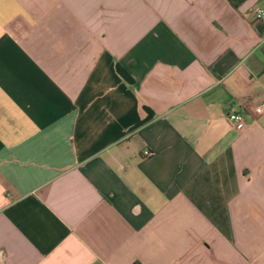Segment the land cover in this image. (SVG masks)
<instances>
[{
	"label": "crops",
	"instance_id": "0c3cea01",
	"mask_svg": "<svg viewBox=\"0 0 264 264\" xmlns=\"http://www.w3.org/2000/svg\"><path fill=\"white\" fill-rule=\"evenodd\" d=\"M259 9L0 0V264H264Z\"/></svg>",
	"mask_w": 264,
	"mask_h": 264
},
{
	"label": "built area",
	"instance_id": "2783aa9c",
	"mask_svg": "<svg viewBox=\"0 0 264 264\" xmlns=\"http://www.w3.org/2000/svg\"><path fill=\"white\" fill-rule=\"evenodd\" d=\"M252 15L257 19L260 20L264 16V10H253ZM264 106V98H262V101L258 104L254 103L252 100H243L240 103V108L238 110L236 109H230L226 114V120L232 125V127L236 131H241L246 126L245 117H244V110L251 108L254 114H259L263 110ZM146 156H151L153 153L149 152L148 150H144L143 152Z\"/></svg>",
	"mask_w": 264,
	"mask_h": 264
}]
</instances>
